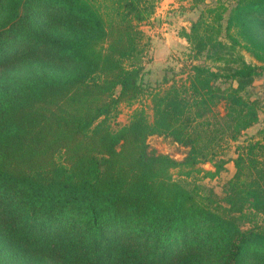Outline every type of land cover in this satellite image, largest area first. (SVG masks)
<instances>
[{
	"label": "trees",
	"instance_id": "obj_1",
	"mask_svg": "<svg viewBox=\"0 0 264 264\" xmlns=\"http://www.w3.org/2000/svg\"><path fill=\"white\" fill-rule=\"evenodd\" d=\"M158 1L0 0V264H264V123L247 134L264 0L204 2L182 32L202 62L151 94L152 119L137 107L113 127L146 90L141 24ZM232 141L218 193L203 179Z\"/></svg>",
	"mask_w": 264,
	"mask_h": 264
},
{
	"label": "rangeland",
	"instance_id": "obj_2",
	"mask_svg": "<svg viewBox=\"0 0 264 264\" xmlns=\"http://www.w3.org/2000/svg\"><path fill=\"white\" fill-rule=\"evenodd\" d=\"M209 1L211 0H197V2L196 0H159L157 2L156 13L154 12L148 20L141 24L150 36L149 50L144 59L145 74L143 78L146 83V90L132 104L126 102L119 104L116 112L109 119L113 127L127 123L134 108L137 107L145 108L149 119H152L151 94L165 88L172 80L180 82L186 79L191 63L202 62L203 59L192 61L188 56L189 44L182 36V32L184 29H189L191 21L197 18L204 2ZM165 44H168L169 47ZM244 54L248 61H254L247 52H244ZM164 77H167L169 81L165 82ZM258 79H260L259 82H262L264 74L254 82V90L257 91L256 93L263 104L260 112L261 121L250 127L247 134L256 133L264 123V97L260 89L262 84H258ZM218 109L222 112L223 105H219ZM147 141L150 148L169 154L179 160L183 159L188 151V147L162 135H151ZM237 143L232 141L229 148L215 158L216 160H227L220 173L214 178L203 179V182L213 186L218 193L222 192L223 182L234 172L232 159L236 156L235 146ZM207 162H210L212 166H207ZM199 165L206 170L216 168L211 161L202 162ZM179 171V168L173 169V175L179 177Z\"/></svg>",
	"mask_w": 264,
	"mask_h": 264
},
{
	"label": "crops",
	"instance_id": "obj_3",
	"mask_svg": "<svg viewBox=\"0 0 264 264\" xmlns=\"http://www.w3.org/2000/svg\"><path fill=\"white\" fill-rule=\"evenodd\" d=\"M164 7V6H163ZM156 13V12H155ZM166 46H168V44H165ZM169 47V46H168ZM260 79H262V78H260ZM260 79H258V84H262L261 86H260V89H261V91H262V96L264 97V79L262 80V82H259L260 81Z\"/></svg>",
	"mask_w": 264,
	"mask_h": 264
},
{
	"label": "water",
	"instance_id": "obj_4",
	"mask_svg": "<svg viewBox=\"0 0 264 264\" xmlns=\"http://www.w3.org/2000/svg\"><path fill=\"white\" fill-rule=\"evenodd\" d=\"M206 165H207V166H210V167L212 166V164H211L210 162H207ZM214 170H216V168H213L212 171H214Z\"/></svg>",
	"mask_w": 264,
	"mask_h": 264
}]
</instances>
